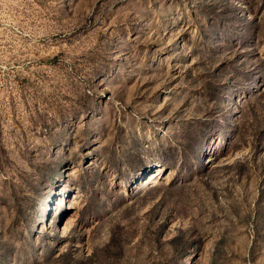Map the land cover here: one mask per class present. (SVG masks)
<instances>
[{
    "label": "rangeland",
    "instance_id": "374dc122",
    "mask_svg": "<svg viewBox=\"0 0 264 264\" xmlns=\"http://www.w3.org/2000/svg\"><path fill=\"white\" fill-rule=\"evenodd\" d=\"M0 264H264V0H0Z\"/></svg>",
    "mask_w": 264,
    "mask_h": 264
}]
</instances>
